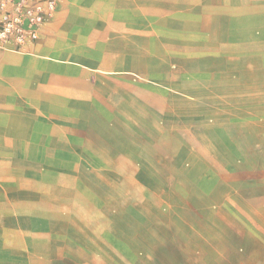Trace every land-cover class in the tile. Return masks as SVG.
<instances>
[{"label":"rangeland","instance_id":"1","mask_svg":"<svg viewBox=\"0 0 264 264\" xmlns=\"http://www.w3.org/2000/svg\"><path fill=\"white\" fill-rule=\"evenodd\" d=\"M243 1L240 14L237 0L222 12L208 0L205 15L184 0H62L51 48L65 23L85 30L81 39L91 29L143 34L110 48L127 69L91 73L113 121L109 148L91 151L183 159L208 181L172 180L168 166L165 179L141 182L161 196L152 205L130 196L139 182L121 179V165H56L48 150L25 184L0 166V264H264V216L247 217L264 206V0ZM80 54L115 64L109 52ZM221 174L224 190L246 192L238 202L217 198Z\"/></svg>","mask_w":264,"mask_h":264},{"label":"crops","instance_id":"2","mask_svg":"<svg viewBox=\"0 0 264 264\" xmlns=\"http://www.w3.org/2000/svg\"><path fill=\"white\" fill-rule=\"evenodd\" d=\"M184 1L192 13L207 15L208 0ZM237 1L233 3L236 5V11L240 14L241 10L249 11V2ZM61 2L62 0L59 2L56 17L44 28L38 44L29 47L27 53H0V166L8 168V174H11L13 182L25 184L30 178L29 166L49 164L48 150H56V165H121L122 167H119L121 179L125 176L123 178L128 180V176L131 175L132 179L139 182L133 192H130V196L142 200L146 198L152 205L157 203L156 197L160 195L151 190L149 185L145 188L141 182L165 179L163 176L159 177V174L162 175L168 166L178 171L172 176V180L206 181L208 176L195 171L197 166L200 167L199 164L193 162L187 164L183 159L169 160L159 156L145 160L141 157L129 158L127 155L101 158L96 156V151H91L97 147L109 148L105 141L113 140L110 109L97 104L99 97L104 95L97 92L98 78L91 73L97 70L127 69L128 65L122 63L121 55L112 54L110 48L127 46L130 43L137 44L138 37L142 40L143 34L139 32L138 35L136 32L135 35L129 36L120 30L91 29L87 31L88 39H81L83 35L76 33L86 31L78 32L72 28V23H65L55 34L56 48H51L53 37L50 29L59 19ZM213 4L223 11L224 0H215ZM80 50L88 53L109 52L112 55L108 59L115 64L99 63L90 56L81 55ZM101 61L106 60L102 58ZM120 125L123 126L125 123L122 122ZM97 141L103 144H97ZM80 149L89 150L88 155L80 156L79 152L68 151ZM215 166L221 170L223 162H217ZM44 169L47 172V168ZM215 185L217 198L230 196L238 202L235 198L246 195V192L242 191L224 190L222 174L220 178H216ZM262 185L264 189V178ZM23 190L26 191L25 186ZM118 192L121 197L129 196V190L125 187L120 188ZM262 193L264 196V192ZM250 194L254 195V190ZM186 196L189 202L198 198L191 191H188ZM237 205L240 212V203ZM261 216H264V206L255 207L247 217L254 221L259 220Z\"/></svg>","mask_w":264,"mask_h":264},{"label":"built area","instance_id":"3","mask_svg":"<svg viewBox=\"0 0 264 264\" xmlns=\"http://www.w3.org/2000/svg\"><path fill=\"white\" fill-rule=\"evenodd\" d=\"M60 0H0V53H27L56 17Z\"/></svg>","mask_w":264,"mask_h":264}]
</instances>
